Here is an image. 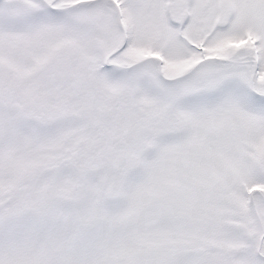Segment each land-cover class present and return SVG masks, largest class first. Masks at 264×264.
<instances>
[{
    "label": "snow or ice",
    "instance_id": "snow-or-ice-1",
    "mask_svg": "<svg viewBox=\"0 0 264 264\" xmlns=\"http://www.w3.org/2000/svg\"><path fill=\"white\" fill-rule=\"evenodd\" d=\"M0 264H264V0H0Z\"/></svg>",
    "mask_w": 264,
    "mask_h": 264
}]
</instances>
